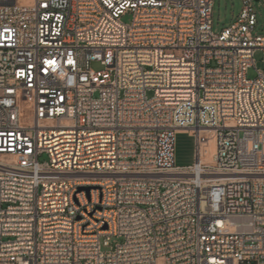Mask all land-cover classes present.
Returning <instances> with one entry per match:
<instances>
[{
    "label": "built area",
    "instance_id": "1",
    "mask_svg": "<svg viewBox=\"0 0 264 264\" xmlns=\"http://www.w3.org/2000/svg\"><path fill=\"white\" fill-rule=\"evenodd\" d=\"M254 1L0 0V264H264Z\"/></svg>",
    "mask_w": 264,
    "mask_h": 264
},
{
    "label": "rangeland",
    "instance_id": "2",
    "mask_svg": "<svg viewBox=\"0 0 264 264\" xmlns=\"http://www.w3.org/2000/svg\"><path fill=\"white\" fill-rule=\"evenodd\" d=\"M256 11H257V28L256 31L260 34H264V0L254 1ZM243 7V0H215L213 8V28L215 31H219L224 27L229 26L233 23L237 16L240 15ZM131 15H126L123 17L125 22L131 21ZM255 63L256 67L264 71V53L262 50H257L255 53ZM94 69H98L99 64L94 62L92 64ZM256 69L251 68L249 70L248 76L250 78L256 77ZM149 97L154 95L152 90L147 92ZM210 136L204 134L201 138V148L203 151L210 153L212 144L210 141ZM197 139L196 136L192 135L188 130H181L176 136V146H175V162L177 166L190 165L195 160ZM40 162L49 161L48 154H42L39 158Z\"/></svg>",
    "mask_w": 264,
    "mask_h": 264
},
{
    "label": "bare ground",
    "instance_id": "3",
    "mask_svg": "<svg viewBox=\"0 0 264 264\" xmlns=\"http://www.w3.org/2000/svg\"><path fill=\"white\" fill-rule=\"evenodd\" d=\"M211 141V144H212V148L210 149L211 151H213L214 150V145H213V141L212 140H210ZM208 152V151H207Z\"/></svg>",
    "mask_w": 264,
    "mask_h": 264
},
{
    "label": "water",
    "instance_id": "4",
    "mask_svg": "<svg viewBox=\"0 0 264 264\" xmlns=\"http://www.w3.org/2000/svg\"><path fill=\"white\" fill-rule=\"evenodd\" d=\"M255 1H259V0H255ZM90 190H91V188L90 187H87V192L89 193L90 192ZM106 228V227H105Z\"/></svg>",
    "mask_w": 264,
    "mask_h": 264
}]
</instances>
